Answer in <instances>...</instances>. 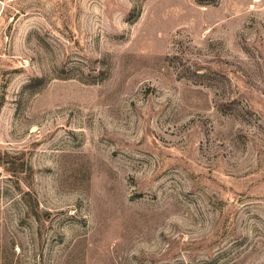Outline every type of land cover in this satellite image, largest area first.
Returning a JSON list of instances; mask_svg holds the SVG:
<instances>
[{
	"label": "rangeland",
	"instance_id": "rangeland-1",
	"mask_svg": "<svg viewBox=\"0 0 264 264\" xmlns=\"http://www.w3.org/2000/svg\"><path fill=\"white\" fill-rule=\"evenodd\" d=\"M0 264H264V0H0Z\"/></svg>",
	"mask_w": 264,
	"mask_h": 264
}]
</instances>
